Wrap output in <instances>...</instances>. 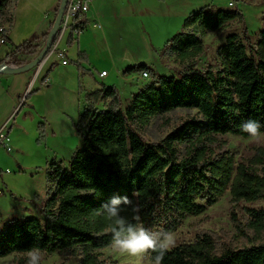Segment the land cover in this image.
<instances>
[{
	"label": "trees",
	"instance_id": "obj_1",
	"mask_svg": "<svg viewBox=\"0 0 264 264\" xmlns=\"http://www.w3.org/2000/svg\"><path fill=\"white\" fill-rule=\"evenodd\" d=\"M17 1L0 0V13ZM59 5L60 1L56 14ZM54 20L43 34L14 45L0 65L29 63L46 43ZM236 20L243 18L234 10L221 9L217 15L206 8L194 12L186 18L183 30L167 42L163 54L180 61L196 57L204 52L206 32L224 30ZM76 41L71 33L68 45ZM219 54L223 60L218 68L189 64L173 75L158 74L145 63L126 68L124 74L141 71L150 77L126 105L115 86L101 83L100 89L87 94L81 116L82 146L68 166L55 159L48 162L51 188L42 216L9 220L0 230V258L35 249L76 256L75 264H116L99 252L112 246V228L120 231L116 239L127 238V225L119 229L116 218H107L108 209L102 207L116 195L130 201L123 206L122 216L132 219L139 210L144 224L163 241L186 217L204 213L228 190L237 202L264 200V147L249 162L238 164L234 155L215 147L219 135L252 136L240 127L249 118L260 121L258 133H264V28L256 39L244 25L241 34L228 32ZM78 55L79 60L88 61L86 52ZM82 67L79 71L87 72ZM104 99L110 100L107 106L97 109L96 104ZM179 108L195 109L200 118L183 121L158 142L143 137L141 131L154 118ZM39 137L38 143L44 132ZM179 145H184L183 152ZM108 207L120 205L109 203ZM251 215L252 226L264 230V207L251 209ZM165 247L160 264H264V243L218 253L212 237L204 234L195 242ZM147 251L156 262L159 249Z\"/></svg>",
	"mask_w": 264,
	"mask_h": 264
},
{
	"label": "rangeland",
	"instance_id": "obj_2",
	"mask_svg": "<svg viewBox=\"0 0 264 264\" xmlns=\"http://www.w3.org/2000/svg\"><path fill=\"white\" fill-rule=\"evenodd\" d=\"M58 4L59 0L13 2L5 12L0 13V26L14 17V21L9 24L13 25L17 20V29L22 24L40 29L41 21L49 13L52 14ZM96 5L100 19L89 17V25L76 38L78 40L82 34L81 50L90 55L91 66L94 64L89 70L98 74L97 68H105L109 72V76L100 82L95 75L96 83L115 86L121 93L124 105L130 101L134 92L150 81L149 75L146 77L141 71L124 74L126 68L145 63L154 72L166 75L176 74L189 64H195L200 69L210 66L218 68L223 60L219 48L226 42L228 32L241 34L244 25L249 35L256 39L264 28V0H97ZM203 8L213 15H217L221 9L238 11L243 21H233L221 31L206 32L203 35L204 52L196 57L180 61L175 56H165L163 50L167 42L183 30L187 17ZM94 23L101 24V27L94 26ZM69 33L70 30L63 38L67 39ZM86 42L88 44L84 48ZM63 43L61 41L62 48ZM0 45L1 48L7 46L6 43ZM44 45L42 43V47ZM65 54L69 59L68 65L63 64L57 54L51 60L57 65L62 63L59 65L62 69H59L58 76L63 79L50 86L43 81L41 90L32 95L36 109L26 111L24 115L25 106L22 113L13 117L10 134L12 151L0 147V169L9 170L0 173V189L3 190L0 196V230L6 228L10 219L42 216L51 188L47 179L48 162L55 159L68 166L74 152L83 144L82 133L85 127L81 123V116L87 107L86 95L89 90L85 86L80 88L85 94L80 102L75 92L76 76L71 69L73 65L76 66V62L71 61L76 54L75 48ZM83 66L82 69L85 68L87 73L91 72L86 64ZM33 89L30 88V91ZM27 90L16 105L17 109L25 102ZM109 101L101 100L96 108L104 109ZM193 117L200 118L195 109H175L154 118L141 133L148 142H158L183 121ZM40 131L44 132V137L39 144L37 139L40 138ZM216 140L217 151L234 155L236 164L240 161L249 162L257 149L264 147V133L248 138L232 134L219 135ZM178 147L184 151V145ZM262 207L264 200L237 202L228 190L204 213L186 217L164 243L171 248L180 243L195 242L199 236L208 234L218 253L229 247L237 249L264 243V230L257 231L252 226L254 218L251 215V209ZM99 252L107 262L116 264H156L149 258L148 251L130 255L112 245ZM38 253L40 264H75L78 261V257L64 253ZM28 257L29 252L11 254L0 258V264H17L18 261L28 264Z\"/></svg>",
	"mask_w": 264,
	"mask_h": 264
},
{
	"label": "crops",
	"instance_id": "obj_3",
	"mask_svg": "<svg viewBox=\"0 0 264 264\" xmlns=\"http://www.w3.org/2000/svg\"><path fill=\"white\" fill-rule=\"evenodd\" d=\"M20 1H22V0H18L16 2V4ZM96 3H97V0H95L93 2L92 8L89 12V17L92 19H95V18L100 19L99 9H98ZM56 9H57V7L54 8L52 14L49 13L44 18V20L41 21L40 29L35 28L34 26H32L30 24L29 25L28 24L27 25L22 24V26L17 29V25H16L17 20H16V22H14L13 25H10L9 22H7V21L4 22L3 25H5L8 29V33H7L8 42L6 43L7 46H3V48H1L2 46L0 45V60L6 56V53L8 51H10L14 47V45H17V44L24 42L26 39L30 38L33 35H41L45 31H47L51 25V22L55 18ZM10 11H11V8H10ZM11 20L13 22L14 17H12ZM70 35H71V33L69 34L67 39H64L62 41V42H64L62 46H63V49H66V51H69L72 48H75L76 54L73 56L74 59H72L71 61L72 62L75 61L76 66L73 65L71 67V69L73 70V72L76 76L75 92L78 95L79 101L82 102L85 94H83L81 92L80 88L85 86L89 90L87 94L100 89L101 85H98V83H96L95 78L97 77L99 82L103 81L104 78L109 76V72L106 76L101 77L99 75V73L101 71L105 70V68H101V70L99 68H97L98 74L91 71V69L89 70V68L94 65L93 64L91 66L92 62L89 59L90 55L87 54L88 61H89L88 63H85V61L79 60V55H78L80 51H83V50H81L82 46H81V40H80V38H81L80 36L82 34L79 36V39L74 43V45H72V47L68 45V39H69ZM87 44H88L87 42L85 45L83 44V47L85 48ZM60 47H61V44H60ZM34 57H35V55L31 56L30 59H33ZM54 58L55 57L53 55L44 64V66L42 67V69H41V71L37 77H35V73H36L35 68L28 70V71H25V72H22V73H17V74H0V127L14 113H15L14 116L19 114V113H22L23 107L27 106L24 109V111H25V112H23L24 115H26L27 112H30V111L36 109L35 106L33 105L32 95L41 90V88L43 87V84H44L43 81H44L45 77H48L50 80L48 83H45V85H47V86H50L53 83H57V82H59V80L63 79L62 77L60 78V76H58L59 75V69H62V67H60L59 65L62 63H59V65H57L55 61L51 62V60H54ZM84 64H86L88 66V70L91 72L87 73V72H82V71L80 72L79 71V65L83 66ZM89 73L94 74V75H91ZM95 75H96V77H95ZM31 77H33V79L30 82L29 89L27 90V86H28V83H29ZM34 77H35V79H34ZM57 77H58V79H57ZM32 87H34V89L30 91V88H32ZM25 90H27L26 95H25V100H24L25 102H23L21 108L17 109L16 105H18L20 99L23 98V95L25 94ZM65 114H67V113H65ZM11 124H12V121L9 124L10 134H11V130L13 128V125H11ZM3 171L8 172L9 170L7 169V170H3ZM0 196H2V195H0ZM21 217H25V216H21ZM17 218H20V217H17Z\"/></svg>",
	"mask_w": 264,
	"mask_h": 264
},
{
	"label": "clouds",
	"instance_id": "obj_4",
	"mask_svg": "<svg viewBox=\"0 0 264 264\" xmlns=\"http://www.w3.org/2000/svg\"><path fill=\"white\" fill-rule=\"evenodd\" d=\"M240 127L247 133L255 136L261 128V122L255 119H247L243 121ZM120 205V208L112 207L109 208L108 205ZM130 203L128 197H121L119 195L112 196L109 200L102 206L103 209H108L105 213L107 218H116V223L119 229H126V239L119 240L115 237L120 235V231L117 228H112V245L122 252H126L130 255H139L147 250L151 249L156 251L159 249V254L155 257L156 264H160L166 251L165 243L160 238V234L154 231L151 227L146 226L140 217L139 210L132 219L122 216L120 213L123 210L124 205ZM41 257L35 249L30 250L28 257V264H40Z\"/></svg>",
	"mask_w": 264,
	"mask_h": 264
},
{
	"label": "built area",
	"instance_id": "obj_5",
	"mask_svg": "<svg viewBox=\"0 0 264 264\" xmlns=\"http://www.w3.org/2000/svg\"><path fill=\"white\" fill-rule=\"evenodd\" d=\"M95 0H68L67 5L63 14V18L61 24L59 26L58 32H60L59 38L53 48L49 51V55L35 67L36 73L35 77H37L44 66V64L54 55L57 54V57L60 58L63 64H68L69 59L65 54L66 49L60 47L61 41H63V37L66 32L70 30V33H73V36L76 37L80 33H82L88 24L89 21V12L92 8L93 2ZM84 21H86L84 23ZM94 26L101 27V24L94 23ZM8 29L5 25L0 26V44H4L8 42L7 39ZM69 33V34H70ZM10 65L16 66L12 63ZM108 74L107 70H103L99 73L101 77H104ZM146 77L148 74L144 73ZM34 77V79H35ZM44 83H48L50 80L48 77L44 78ZM15 114V113H14ZM14 114L0 127V147L6 149V151H12V139L9 131V124L12 121ZM3 194V190L0 189V195Z\"/></svg>",
	"mask_w": 264,
	"mask_h": 264
},
{
	"label": "water",
	"instance_id": "obj_6",
	"mask_svg": "<svg viewBox=\"0 0 264 264\" xmlns=\"http://www.w3.org/2000/svg\"><path fill=\"white\" fill-rule=\"evenodd\" d=\"M67 1L68 0H60V5L54 20V24L49 31L45 45L42 47L39 53L29 63L25 65L13 66L7 63L1 64L0 73L17 74L31 70L35 68L37 65H39L49 55V51L51 50L52 44L54 42V38L57 35L59 26L61 24L63 14L67 5Z\"/></svg>",
	"mask_w": 264,
	"mask_h": 264
}]
</instances>
